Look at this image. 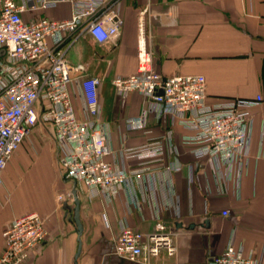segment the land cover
<instances>
[{
    "label": "crops",
    "instance_id": "1",
    "mask_svg": "<svg viewBox=\"0 0 264 264\" xmlns=\"http://www.w3.org/2000/svg\"><path fill=\"white\" fill-rule=\"evenodd\" d=\"M122 8L124 23L116 40L99 44L79 38L68 59L72 64L84 62L86 72L103 80L99 87L102 120L110 129L116 150L110 160L131 169L137 160H123L118 153L123 146L141 145L172 130V143L183 168L159 172L148 190L141 181L132 179L113 198L101 192L89 197L86 189L80 191L84 230L82 252L76 261L79 236L69 219L72 211L67 214V209H57L54 201L55 190L72 189L74 183L61 176L53 136L40 127L47 136V140L42 139L35 129L3 174L0 250L3 231L11 219L37 211L48 218V240L25 264H207L230 242L245 254L264 256V102L251 108L250 149L240 178L225 180L209 158L196 162L182 139L189 131L179 123H163L149 113L150 133L128 132L125 119L142 113L143 96L137 92L119 96L110 83L115 75H130L138 69L143 16L154 69L168 75L203 74L210 101L258 95L264 99V0H124ZM46 14L68 16L70 6L63 3ZM104 81L108 83L105 88ZM193 161L196 176L190 182L186 165ZM21 178L26 186L19 190V200L15 192ZM69 204L74 208L73 202ZM158 223L164 224L170 235L171 252L162 248L148 262L132 261L115 252V236L121 225L147 233Z\"/></svg>",
    "mask_w": 264,
    "mask_h": 264
},
{
    "label": "built area",
    "instance_id": "2",
    "mask_svg": "<svg viewBox=\"0 0 264 264\" xmlns=\"http://www.w3.org/2000/svg\"><path fill=\"white\" fill-rule=\"evenodd\" d=\"M123 1L0 0V188L9 161L37 126L56 142L61 176L76 184L79 194L86 189L89 197L101 192L113 198L132 179L148 190L159 172L183 168L172 143V130L141 145L123 146L118 151L123 160H137L131 169L110 160L116 150L102 120L99 87L103 80L68 59L70 48L83 35L99 44L120 36ZM63 3L69 4L70 15L46 14ZM148 33L142 16L138 69L130 75H115L110 81L119 96L133 92L143 96L142 113L125 119L128 132L150 133L149 113L163 123H179L189 131L182 139L196 162L209 158L222 179L237 176L239 180L249 155L254 123L251 108L264 102L263 97L208 100L203 74L168 75L154 69ZM186 167L192 182L195 162ZM64 196L59 199L69 203L72 189ZM48 235L46 220L37 211L12 218L3 231L0 264H25ZM162 248L173 250L161 223L147 233L121 225L115 236V252L132 261L148 262ZM207 264H264V256L245 254L230 242Z\"/></svg>",
    "mask_w": 264,
    "mask_h": 264
},
{
    "label": "water",
    "instance_id": "3",
    "mask_svg": "<svg viewBox=\"0 0 264 264\" xmlns=\"http://www.w3.org/2000/svg\"><path fill=\"white\" fill-rule=\"evenodd\" d=\"M72 193H73V201H74V208H72V205L69 204L67 201H65L62 205V207L64 209H67V214L72 211V214L69 216V219L74 222L75 224V227H76V231L78 233V242H79V245H78V250H77V253H76V261L78 260L79 256L81 255V252H82V233H83V230H84V225H83V222L81 220V215H80V212H81V199H80V196L78 194V190H77V187H76V184H74L73 188H72ZM207 222V221H206ZM194 226V224H191L189 227L192 228Z\"/></svg>",
    "mask_w": 264,
    "mask_h": 264
},
{
    "label": "rangeland",
    "instance_id": "4",
    "mask_svg": "<svg viewBox=\"0 0 264 264\" xmlns=\"http://www.w3.org/2000/svg\"><path fill=\"white\" fill-rule=\"evenodd\" d=\"M80 38H82V40L84 41V42H87L89 39H92L90 36H88V35H83L82 37H80ZM87 57H88V55H86ZM77 64H80V65H83V66H85L86 64L84 63V62H79V63H77ZM103 88H105L106 86H108V83L107 82H105L104 81V84H103ZM37 132H39V134H40V136L42 137V139H46L47 140V136L45 135V132L40 128V126H37ZM32 138V137H31ZM30 138V139H31ZM30 139H28V140H30ZM41 165L44 167V169L46 170V171H48V168H47V164L46 163H43V161L41 162ZM24 171H27V168H24ZM24 183H25V180L23 179V178H21L20 180H19V182H16V185H18L17 187H16V192H15V196H18V198H19V200L21 199V197L18 195V192H19V190L20 189H22L21 187H24V186H26V185H24ZM69 191H70V188H68V189H66V190H55L54 191V201H55V205H56V207H57V209H61V207H62V205H63V203H62V200H60L59 199V195H61V194H64L65 196H64V198H66V197H68L67 195H68V193H69ZM70 201V203H74V201H73V198H70L69 199ZM17 201V200H16ZM15 201V202H16ZM41 204H44V201L43 202H40ZM42 215V214H41ZM43 217H44V219L46 220V223H47V216L46 215H42Z\"/></svg>",
    "mask_w": 264,
    "mask_h": 264
}]
</instances>
